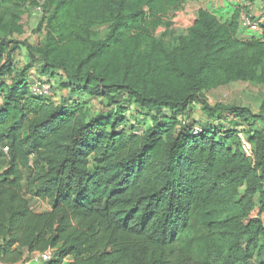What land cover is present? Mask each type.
I'll return each instance as SVG.
<instances>
[{
	"label": "trees",
	"instance_id": "1",
	"mask_svg": "<svg viewBox=\"0 0 264 264\" xmlns=\"http://www.w3.org/2000/svg\"><path fill=\"white\" fill-rule=\"evenodd\" d=\"M183 1L0 0V132L9 148L0 158L1 261L54 248L42 264H264V103L253 115L204 96L264 84V39L242 40L241 10L226 20L199 10L168 47L157 33L173 26ZM27 6L47 16L41 74L103 99L101 113L32 96L33 70L15 62L17 12ZM122 95L152 118L148 129H127ZM194 105L240 127L193 125ZM256 121L263 129L246 133L250 161L238 133ZM27 195L51 210L36 213Z\"/></svg>",
	"mask_w": 264,
	"mask_h": 264
},
{
	"label": "rangeland",
	"instance_id": "2",
	"mask_svg": "<svg viewBox=\"0 0 264 264\" xmlns=\"http://www.w3.org/2000/svg\"><path fill=\"white\" fill-rule=\"evenodd\" d=\"M184 2V1H183ZM43 12L36 10L35 7L27 6L17 12V14L21 17V24L24 27V32L22 36H16V40L20 42V45L23 46L17 51L15 62L19 67L29 66L32 72H36V75L40 77L42 80L46 82L50 80L49 78L44 77L41 74L40 68L42 65L41 62V46L45 41V31L43 30V23L45 22L47 16L43 15ZM177 17H172L170 22L173 26L170 28H162V30L158 31L157 36L162 38L165 44L168 47H174L176 43L175 37L172 35V30H176L178 28H183L178 20L175 19ZM264 18V14L258 15L257 20H261ZM44 26V25H43ZM104 35V29L98 30V37L101 38ZM242 40H249L251 37H241ZM257 38V37H256ZM262 40V38H261ZM50 82L53 87L51 92V99H53L57 104L64 106L65 108H73L77 104H85L94 115H98L103 110V99L101 98H91L87 95L82 94L81 92L71 93L67 88L69 83L61 76H55L52 78ZM248 84V85H247ZM229 96L227 97V95ZM205 98L208 102L214 100L222 101L219 105L223 106H235V107H243L249 109V111L253 115H259L261 111V107L264 103V84H253V83H234L227 86H223L217 88L212 91H208L205 93ZM118 101L121 106L127 108V124L128 130L134 132H142L150 127L152 124V118L145 113H142L135 105L127 102V96L122 95L118 97ZM217 102V101H216ZM116 106L111 107V110H115ZM201 106L194 105L192 109V121L193 125L207 127L209 128H218L219 131L223 133H232L235 132L238 127H240V123H238L237 119L233 116H229L227 114L214 116L212 119H208L206 115L202 116L200 114ZM171 113L169 111H164V116L169 117ZM247 126V125H246ZM240 129V128H239ZM241 129H245L241 127ZM263 129V125L260 121H256L251 123L249 129H245V134L250 131H259ZM0 145L6 146V143L3 140L2 133L0 132ZM2 159H6L5 157H1ZM4 162H6L4 160ZM35 161H33V164ZM32 164V165H33ZM29 175V172L27 173ZM31 203L32 209L36 213H45L51 210V205L42 200H37L29 195L26 196ZM250 264H259V260L254 257Z\"/></svg>",
	"mask_w": 264,
	"mask_h": 264
},
{
	"label": "built area",
	"instance_id": "3",
	"mask_svg": "<svg viewBox=\"0 0 264 264\" xmlns=\"http://www.w3.org/2000/svg\"><path fill=\"white\" fill-rule=\"evenodd\" d=\"M38 11L43 12L42 7L38 8ZM240 28H241V36L242 37H257L264 39L263 34V25L264 18L261 20H257L251 11L249 6H245L243 10H241L240 14ZM30 92L33 97L36 98H45L51 96V92L53 87L50 83H47L45 80H42L40 77L36 75V72H32L30 75ZM202 130L196 129L195 134H201ZM238 138L241 143V150L244 156L250 161H254V146L253 143L248 139V136L240 131L238 133ZM9 154V148L7 146L0 145V155L1 157H5L7 159ZM55 254L54 248H49L45 252L42 253H34L29 257L25 258L22 262L18 264H42L49 262ZM0 264H8L0 260Z\"/></svg>",
	"mask_w": 264,
	"mask_h": 264
},
{
	"label": "crops",
	"instance_id": "4",
	"mask_svg": "<svg viewBox=\"0 0 264 264\" xmlns=\"http://www.w3.org/2000/svg\"><path fill=\"white\" fill-rule=\"evenodd\" d=\"M245 6H249L251 8V11L256 19L258 15L264 14V0H184L176 17L178 18L180 24H182L181 26L183 28H188L192 25L199 10L208 11L218 18L226 20L230 19L236 11L243 10ZM228 96L229 94L227 97ZM216 101L214 102V100H212L209 104L211 106H215L223 103V100ZM30 255L32 254L26 252L25 258ZM70 263L71 260L67 259L63 264Z\"/></svg>",
	"mask_w": 264,
	"mask_h": 264
}]
</instances>
